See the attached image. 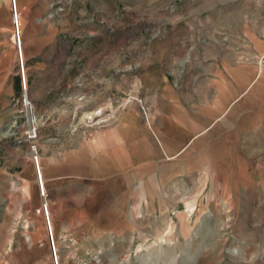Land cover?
I'll return each instance as SVG.
<instances>
[{
	"label": "rangeland",
	"instance_id": "1",
	"mask_svg": "<svg viewBox=\"0 0 264 264\" xmlns=\"http://www.w3.org/2000/svg\"><path fill=\"white\" fill-rule=\"evenodd\" d=\"M48 3L51 87L28 89L45 194L35 176L4 204L3 259L55 264L46 205L56 264H264V145L242 154L238 176L171 186L131 169L132 184L118 182L177 107L245 91L209 82L246 83L259 67L264 79V0Z\"/></svg>",
	"mask_w": 264,
	"mask_h": 264
},
{
	"label": "crops",
	"instance_id": "2",
	"mask_svg": "<svg viewBox=\"0 0 264 264\" xmlns=\"http://www.w3.org/2000/svg\"><path fill=\"white\" fill-rule=\"evenodd\" d=\"M48 2L15 0L25 79L32 99L35 98L33 90H49L51 87L52 28L46 18ZM233 70L238 73V65ZM257 70L254 79L246 83L238 84V80L209 82L210 87L244 88L241 93L227 97L225 94L216 96L219 95L217 92L214 98L206 100L211 103L202 102L192 106V110L177 107L170 115L169 124L156 128L150 156H147V151H142V154L140 151V156L134 158L132 164L131 154L127 153L123 159L126 161L123 176L118 182L129 187L132 184L131 169H138V173L134 171L133 179L137 178L139 183H146L147 178L153 177L161 178L163 184L171 186L178 185L180 178H193L194 183L206 184L212 178L238 176L242 154L257 153L264 145V133L259 130L264 122L260 111L264 110L261 109L264 96L258 93L259 103L254 100L255 96H244L250 89H264V79H257L261 76L262 67ZM251 93L256 95L257 92ZM19 94L20 78L10 0H0V211L4 204L9 210L16 195L24 187L34 184L32 164L20 160L19 140L6 131L16 114ZM250 111L254 113L249 114ZM129 195L130 189L127 197ZM4 231H7V226L3 224L0 212V234ZM3 243L0 239V264H13L12 258L2 257Z\"/></svg>",
	"mask_w": 264,
	"mask_h": 264
},
{
	"label": "built area",
	"instance_id": "3",
	"mask_svg": "<svg viewBox=\"0 0 264 264\" xmlns=\"http://www.w3.org/2000/svg\"><path fill=\"white\" fill-rule=\"evenodd\" d=\"M10 17L13 28L14 45L17 54V74L20 78V94L16 100V104H17L16 114L8 124L6 131L9 133L10 136H13L17 139L19 138L18 136L19 132H21V135H23L26 138V140L29 142V152H30L31 161L34 166L36 180H38L37 182L39 185L38 188L40 194L43 196L44 190L42 189L41 186L39 170H38L39 165H38L37 147L34 143L37 138V129L34 121L31 123L28 122L29 117L33 116V107L28 95V87L25 79L26 76L25 66L21 52V38L19 35V22H18L19 15L15 5V0H10ZM49 242L51 246L52 256L56 264V257L53 249L51 235L49 236Z\"/></svg>",
	"mask_w": 264,
	"mask_h": 264
},
{
	"label": "bare ground",
	"instance_id": "4",
	"mask_svg": "<svg viewBox=\"0 0 264 264\" xmlns=\"http://www.w3.org/2000/svg\"><path fill=\"white\" fill-rule=\"evenodd\" d=\"M93 116L94 117L96 116L95 113L93 114ZM33 121H34L33 116H30L29 119H28V122L31 123ZM38 165H39L38 170H39L40 182H41L42 189L44 190V181H43L42 176H41V168H40L39 160H38ZM37 185H38V182H37ZM45 211H46V214H47V222H48L47 224H48V228H49V234L51 235V238H52V230H51V227H50V222H49V217H48V210H47L46 205H45Z\"/></svg>",
	"mask_w": 264,
	"mask_h": 264
}]
</instances>
